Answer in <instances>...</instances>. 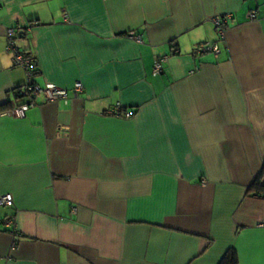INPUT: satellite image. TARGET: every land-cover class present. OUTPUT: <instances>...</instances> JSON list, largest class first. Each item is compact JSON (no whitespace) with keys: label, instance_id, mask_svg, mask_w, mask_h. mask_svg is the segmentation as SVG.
Instances as JSON below:
<instances>
[{"label":"crops","instance_id":"0c3cea01","mask_svg":"<svg viewBox=\"0 0 264 264\" xmlns=\"http://www.w3.org/2000/svg\"><path fill=\"white\" fill-rule=\"evenodd\" d=\"M10 28L68 101L0 114V264H264V0H0V112Z\"/></svg>","mask_w":264,"mask_h":264},{"label":"built area","instance_id":"2783aa9c","mask_svg":"<svg viewBox=\"0 0 264 264\" xmlns=\"http://www.w3.org/2000/svg\"><path fill=\"white\" fill-rule=\"evenodd\" d=\"M250 18H255V11L250 13ZM231 20V15H224L223 17L216 18L213 21L215 28L217 31L222 35L225 28L227 27L228 22ZM19 36V30L17 28H10L6 30V38H7V46L6 50L11 54L12 64L16 68H20L24 71L26 76V83L23 87L18 89V94L20 98L18 99L19 104L10 108L4 112L3 114L13 116L17 119H22L25 117L26 113L36 107V98L39 96H43L46 102H56V101H63L67 103L68 101V92L63 89L56 88L54 86L47 85L45 87H40L33 82V71L35 62L31 58V56L25 54L24 52L20 51L16 47V40ZM214 54L215 56L219 53V49L216 45H210L209 43L199 44L193 49V56H202L204 54ZM163 59H158L153 64V76H158L162 73L161 62ZM81 83H75L72 89V93L76 95L82 91ZM25 101V102H24ZM1 113V114H2ZM111 115L116 117H124L126 119L132 116L129 112H124L122 109L117 105L114 109L110 112ZM264 200V199H263ZM13 206V199L12 196L7 194L0 197V207L4 208H12ZM3 225L6 228L11 229L14 225V219L9 218L3 221ZM11 235H15V231L11 229Z\"/></svg>","mask_w":264,"mask_h":264},{"label":"trees","instance_id":"16d2710c","mask_svg":"<svg viewBox=\"0 0 264 264\" xmlns=\"http://www.w3.org/2000/svg\"><path fill=\"white\" fill-rule=\"evenodd\" d=\"M26 54V53H25ZM30 56V55H29ZM35 66H34V71H33V78L35 77ZM34 82V81H33ZM35 84V82H34ZM19 89V88H18ZM18 89L13 91V95L15 97V99H19L20 96L18 94ZM25 102V101H24ZM19 104V103H18ZM7 108H11L10 104L4 105L1 109V112L6 111ZM264 172V165H263V169L262 172L259 174V176L255 179V181L253 182V184L250 187V192L259 195V194H263L264 195V187L260 185V179L262 178V174ZM219 264H237V256L235 253L234 249H229L224 256L222 257V259L220 260Z\"/></svg>","mask_w":264,"mask_h":264}]
</instances>
